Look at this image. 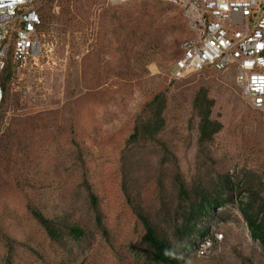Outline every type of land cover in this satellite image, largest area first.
Instances as JSON below:
<instances>
[{
	"label": "rangeland",
	"instance_id": "374dc122",
	"mask_svg": "<svg viewBox=\"0 0 264 264\" xmlns=\"http://www.w3.org/2000/svg\"><path fill=\"white\" fill-rule=\"evenodd\" d=\"M66 7L74 16L70 26L55 4L45 23L47 51L14 67L8 87L0 121V264H148L144 229L124 181L168 236L189 206L178 197L176 175L190 190L210 191L229 176L264 200V111L245 99L234 69L171 77L187 36L180 8L108 0H66ZM205 91L222 129L201 145L197 102ZM157 93L167 102L165 129L135 144L129 137ZM87 184L99 196L106 235L96 225ZM35 211L59 228L84 227L85 238L76 242L63 233L52 240ZM202 224L224 234L219 254L181 264H264L237 198Z\"/></svg>",
	"mask_w": 264,
	"mask_h": 264
},
{
	"label": "built area",
	"instance_id": "2783aa9c",
	"mask_svg": "<svg viewBox=\"0 0 264 264\" xmlns=\"http://www.w3.org/2000/svg\"><path fill=\"white\" fill-rule=\"evenodd\" d=\"M48 0H0V116L4 72L9 63L24 68L41 58L46 33L41 16ZM58 0H55L57 4ZM154 1L180 8L189 37L181 44L172 79L205 69H234L236 85L250 105L264 111V0H108L112 4ZM57 9V8H56ZM224 234L209 230L197 237L193 254H219Z\"/></svg>",
	"mask_w": 264,
	"mask_h": 264
},
{
	"label": "trees",
	"instance_id": "16d2710c",
	"mask_svg": "<svg viewBox=\"0 0 264 264\" xmlns=\"http://www.w3.org/2000/svg\"><path fill=\"white\" fill-rule=\"evenodd\" d=\"M54 5L55 0H48L42 10L41 16L44 23V30L45 23L48 21V16H51L53 14L52 12H54ZM57 5L61 8V14L66 15V27L70 26L71 22L74 20V16L70 15L69 8L66 7V0H58ZM164 5L174 7L169 4ZM183 21L186 25L185 18H183ZM173 22L179 25L182 23L178 20ZM188 37L189 32L187 30V36H185L184 40ZM123 38L129 41L126 37ZM180 55L175 59L174 64ZM213 71L216 72L215 70ZM12 74L13 66L9 63L4 72V99L1 107V122L5 111L4 109L6 108V104H8V87L11 82ZM166 104L167 102L163 93L154 95L152 101L148 104L149 114L147 119L139 122V124L134 127L133 133L129 137L130 141L139 144L141 142L155 140L156 137L164 131L166 122L163 114L166 109ZM214 104L215 100L207 91H205L204 95L199 98L197 102V108L199 109V116L201 118L199 136V143L201 145L212 142L215 135L222 129V124L211 118ZM124 176L125 175H123V177ZM175 182L178 188V197L188 202L189 206L188 210H184L179 214L180 224H178V222L172 223L171 236H168L161 226L136 204L134 201L135 199L130 195L129 184L125 181L123 182L124 194L127 196V200L135 216L141 222L144 229L142 240L146 263L181 264L183 260L194 256L193 247L197 237H202L209 231L203 224V226L200 227H198L197 224L203 218H209L216 209L221 208L226 202L233 201L234 198H237L239 211L247 224L251 238L258 242L264 249V200L259 196V193L254 191L249 183L246 184L245 182L233 181L231 177L226 176L222 178L217 189L210 191L202 186H195L191 190L188 189L180 175L175 176ZM87 186L90 187V205L95 215L96 225L100 231L106 235L107 232L104 228L100 212L99 196L91 191L90 185L87 184ZM34 215L43 225L49 237L54 241H59L63 238V233L76 242H82L86 236L85 228L78 224L63 225L64 227L59 228L56 227L54 221L46 218L41 213L35 211Z\"/></svg>",
	"mask_w": 264,
	"mask_h": 264
}]
</instances>
